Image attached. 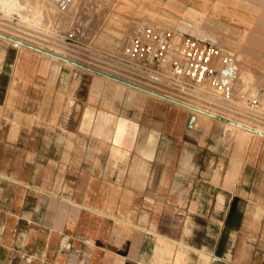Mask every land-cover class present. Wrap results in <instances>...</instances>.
<instances>
[{
  "label": "crops",
  "instance_id": "obj_1",
  "mask_svg": "<svg viewBox=\"0 0 264 264\" xmlns=\"http://www.w3.org/2000/svg\"><path fill=\"white\" fill-rule=\"evenodd\" d=\"M134 1L138 31L208 43L219 71L230 55L264 82V0ZM11 45L0 39V264H264V137L191 127L171 102Z\"/></svg>",
  "mask_w": 264,
  "mask_h": 264
},
{
  "label": "rangeland",
  "instance_id": "obj_2",
  "mask_svg": "<svg viewBox=\"0 0 264 264\" xmlns=\"http://www.w3.org/2000/svg\"><path fill=\"white\" fill-rule=\"evenodd\" d=\"M22 1L21 4L23 3ZM29 2L34 4L36 1L24 0V3L27 4H24V6L27 7L29 4L28 10L33 7V9L36 8L34 11L33 9L28 11L27 8L24 7L22 8L23 10L20 9V12L18 11L17 13L13 12L15 10L10 12L0 7V31L9 35L15 32L11 35L20 37L27 43L40 44L39 46L42 48L45 47L46 50H56L62 54V57L54 53L50 54L46 51H38L50 58L53 57L64 63L72 64L74 69L75 67L79 69L84 68L85 71L89 73L95 71L91 66L95 68L100 67L98 70L102 69L101 72L105 71L102 67L107 69L113 68L114 70L117 69L116 60L119 58V54L121 55V47L127 45L131 36L138 31L141 25L139 21H135V19L132 18L134 12L132 0L131 2L127 0H75L74 4L71 6L72 8L67 13L59 12L58 8H56L51 1L40 0L37 5L34 4L35 7ZM134 4H137V0L134 1ZM24 9H26L30 15L26 14L27 12ZM41 10L46 11L47 14H42L43 16H41ZM22 11L24 13L26 12V15H24V13L20 15L19 13H22ZM115 19H118L120 22L118 25L120 30L125 28L123 24L124 20L130 19L131 21V25L129 24V26L126 27L125 33H122V37L119 40L121 43L120 46H115V36L107 34V32L104 34L107 27L117 26L113 23ZM10 43L18 49L23 47V43L20 41H10ZM24 46L26 45L24 44ZM88 63L89 65L91 64L90 67L84 66V64ZM64 67L68 66L65 65ZM67 69L71 68L68 67ZM76 72L83 74L80 70ZM83 75L85 76V80L83 81L84 84H89V80L92 78L102 79V77H100L101 75L97 76L92 73L87 74L84 72ZM236 78L238 79L237 84L233 91L231 89L229 98L225 96V90L224 93L222 90L221 92L215 93L208 91L210 97H205L207 99H205V101L201 100V102H203L199 105L215 110V112L217 111L218 116L221 117V121H212L217 124L220 123L221 125H225L229 130H231V128L226 124L228 119H233L235 121L244 120L251 125L252 127L242 126L244 131L252 134V136H247L245 140H241V142H243L242 145L249 147L252 139L257 138L255 136L264 137V133H260L254 129V127L264 129V82L261 83V87L259 85L260 82H262L261 79L255 78L252 70L247 67L241 68ZM102 80L105 81L104 79ZM235 82L236 80L233 84ZM152 86L156 87L155 85ZM160 89L165 92L168 91L167 89ZM193 99L196 100L197 98ZM197 121L195 117H191L190 126L199 127L200 123ZM235 121H230V124L232 126L238 125Z\"/></svg>",
  "mask_w": 264,
  "mask_h": 264
},
{
  "label": "built area",
  "instance_id": "obj_3",
  "mask_svg": "<svg viewBox=\"0 0 264 264\" xmlns=\"http://www.w3.org/2000/svg\"><path fill=\"white\" fill-rule=\"evenodd\" d=\"M53 2L59 12L65 13L74 0ZM221 57L222 52L208 43L145 26L132 36L116 60V64L120 60L128 68L119 64L116 68L136 81L193 99L196 97L192 92L207 85L214 93L221 90L224 93L219 78L222 69L219 71L217 67Z\"/></svg>",
  "mask_w": 264,
  "mask_h": 264
},
{
  "label": "bare ground",
  "instance_id": "obj_4",
  "mask_svg": "<svg viewBox=\"0 0 264 264\" xmlns=\"http://www.w3.org/2000/svg\"><path fill=\"white\" fill-rule=\"evenodd\" d=\"M22 1V0H21ZM21 1L20 0H0V7L2 8V9H7V10H9L10 12L11 11H13V10H15V11H13V12H17L18 13V11L20 12V9H22V8H24L25 6H24V4L26 3H24V0L22 1L23 3L21 4ZM28 1V0H27ZM36 1V3H34V4H36L37 5V3H38V1L40 2V0H35ZM47 1H51L53 4H54V2H53V0H47ZM128 2H131V0H127ZM74 2H75V0H74ZM74 2L70 5V8H69V10L72 8L71 6L74 4ZM219 2V1H218ZM226 2V1H225ZM31 5L33 4L32 2H29ZM33 4V5H34ZM151 4H153V3H151ZM214 4H215V2H214ZM23 5V6H22ZM25 5H27V4H25ZM30 5V6H31ZM32 5V6H33ZM205 5V4H204ZM219 5V4H218ZM54 6H55V4H54ZM34 7H35V5H34ZM148 7V6H147ZM154 7H155V5H154ZM25 8H27V10H28V8H29V4H28V6L27 7H25ZM33 9V7H31L28 11H30V10H32ZM34 9H36V8H34ZM34 9H33V11H34ZM127 9V8H126ZM17 10V11H16ZM23 10V9H22ZM24 10H26V9H24ZM27 10H26V12H27ZM46 10V9H45ZM69 10L67 11V12H69ZM36 11V10H35ZM158 11V10H157ZM25 12V13H26ZM32 12V11H31ZM67 12H65V13H67ZM23 11H22V13H19L20 15H23ZM24 13V15H26V14H28L29 12H27L26 14ZM166 13V12H165ZM190 13H192L191 11H190ZM42 14H47L46 13V11H43V10H41L40 11V15L41 16H43ZM154 14V13H153ZM157 14V13H156ZM160 14V13H159ZM163 14V13H162ZM28 15H30V14H28ZM27 15V16H28ZM198 15V14H197ZM40 16V17H41ZM201 16V15H200ZM158 17V16H157ZM160 18V17H159ZM164 18H166V17H164ZM210 18V17H209ZM27 19V18H26ZM150 19H151V17H150ZM161 19H163V18H161ZM199 19V18H198ZM156 20V19H155ZM170 21V20H169ZM193 22H194V20H193ZM203 22V21H202ZM113 23L114 24H116L117 26L116 27H111V26H109V27H107L106 28V30H105V33L104 34H106V32H107V34H112L113 36H115L116 37V45L115 46H120L121 45V43H120V38L122 37V33H123V31L124 30H126V28H123L122 30H120V28H118V25L120 24V22H119V20L118 19H115V20H113ZM161 23H163V22H161ZM201 24V23H200ZM197 25V24H196ZM203 25V24H202ZM131 30V29H130ZM199 30V29H198ZM14 31V30H13ZM17 32V31H16ZM206 32H207V27H206ZM215 32V31H214ZM217 32V31H216ZM15 33V32H14ZM14 33H11V34H14ZM177 33V32H176ZM209 33V32H208ZM0 34L1 35H4L5 37H8V38H11V39H15V40H17V41H20L21 43H23V47L21 48V49H25V50H28V51H32V52H37L38 54H41V55H43V56H45V58L46 59H48L49 58V60H53V61H55V62H58L59 64L61 63V64H63V65H66V66H68V67H70V68H74L73 67V65L71 64H67V63H64V62H62V61H60V60H58V59H56V58H50L49 56H46V55H44V54H42V52H40V51H43V52H48V53H54V54H56V55H58V56H61L62 57V54L60 53V52H58V51H56V50H46L45 49V47H41V46H39V45H37L36 43V45L35 44H32V43H27L25 40H23V39H21L20 37H17V36H13V35H9V34H5V33H3L2 31H0ZM17 34V33H16ZM177 34H180V33H177ZM217 34V33H216ZM219 34V33H218ZM205 35V34H204ZM209 35H210V33H209ZM212 35V34H211ZM219 36V35H218ZM215 37V36H214ZM0 39L1 40H4V41H6L7 42V44L8 43H10V41L9 40H7V39H5V38H2V37H0ZM28 40V39H27ZM36 41V40H35ZM127 41V40H126ZM125 42V41H124ZM11 44V43H10ZM24 44L26 45V46H24ZM13 46V45H12ZM18 47H21V46H18ZM122 49H123V47H121ZM121 49V50H122ZM38 50H40V51H38ZM115 54V53H114ZM43 56H41V57H43ZM119 63V65H121L124 69H127L128 68V66H126L123 62H120V60L118 61ZM117 64V65H118ZM118 65V66H119ZM56 66V65H55ZM84 66H87V67H90L91 66V64L89 65V63L88 64H84ZM67 67V68H68ZM93 69H95V71L94 72H90V73H92V74H94V75H97V76H100V77H102L103 79H105L106 81H110V82H112V83H114V84H117V86H120V87H122V88H129L130 90H132V91H134V92H138V93H142V95H150V96H153V97H155V98H157V99H160V100H162V101H168V102H171V103H173L174 105H176L177 107H179L180 109H182V110H186V111H188V112H190L191 114H190V116L191 117H195V119L196 120H198L197 122L198 123H200L199 124V127L200 126H204L206 129H208V127L210 126V121H212V120H214V121H221L220 119H221V117L220 116H218V112L216 111L215 112V110H211V109H208V108H206V107H202V105L200 106L199 104H201L202 102H201V100H204L205 101V99H207V98H205V97H210V94L208 93V91L209 92H213L214 93V91L211 89V88H209L210 86L209 85H207V88L205 87V86H203L202 88H200V89H198V90H196V91H194V92H192V95L193 96H195L197 99L195 100V99H191V98H182V97H180V96H177V95H175L173 92L171 93V92H168V91H163V90H160V89H157V88H155V87H152V86H150V85H146V84H144V83H141V82H139V81H136V80H134V79H132L129 75H126L125 73H123V72H121V71H119V69H113V68H104V67H102L103 68V70H105L104 72L102 71L101 72V70H98V68L100 69V67H98V68H95V67H93V66H91ZM106 67V66H105ZM65 68V67H64ZM121 68V67H120ZM59 69V68H58ZM75 69H77V70H80V72L82 71L83 72V74H84V72H86L87 74H90L89 72H87V71H85V69L84 68H76L75 67ZM112 69V70H111ZM61 73V72H60ZM262 75H264V74H262ZM83 77V76H82ZM263 78H264V76H263ZM262 79V78H261ZM81 81V80H80ZM258 82H260V81H258ZM261 83H263V82H260V84L259 83H257V84H259L260 86H261ZM81 85V84H80ZM262 87V86H261ZM119 93V92H118ZM129 97V96H128ZM201 97H203V98H201ZM130 98V97H129ZM148 99V98H147ZM199 99V100H198ZM150 100V99H149ZM145 102V101H144ZM207 102V101H206ZM205 102V103H206ZM143 103V102H142ZM162 104H164L163 102H162ZM153 106H155V104L153 105ZM210 106V105H209ZM215 106V105H214ZM155 108V107H154ZM213 108V107H212ZM218 110V109H217ZM220 110V109H219ZM225 112V111H224ZM155 113V112H154ZM220 113V112H219ZM223 115H225V114H223ZM228 116H230V115H228ZM235 117V116H234ZM233 117V118H234ZM237 118V117H236ZM230 121H235V120H233V119H228L227 120V122H226V124L231 128V134H232V136H237V141L239 142V143H241V140L243 139V140H245L246 138H247V136H249V135H251L252 136V134H250V133H248L247 131H244V129L242 128V126L243 125H245V126H247V127H252L251 125H249L246 121H244V120H242V121H235L236 122V124H238V125H235V126H237V127H235V126H232L230 123ZM215 124V123H214ZM220 124V123H219ZM214 127V126H213ZM242 128V129H241ZM254 129L255 130H257L258 132H262V133H264V129H259V128H256V127H254ZM228 130V129H227ZM230 131V130H229ZM229 133V132H228ZM254 135V134H253ZM224 137V136H223ZM255 137H258V138H261V137H259V136H255ZM225 140H226V138H224ZM224 145V144H223ZM221 146V145H220ZM226 149V148H225ZM209 161L211 162V160L209 159ZM208 163V162H207ZM208 164H210V163H208ZM213 164V163H212ZM232 166V165H231ZM233 167V166H232ZM231 168V167H230ZM227 170H228V168H227ZM227 173H228V171H227ZM229 175V174H228ZM195 190V189H194ZM197 191V190H196ZM200 192V191H199ZM201 194V193H200ZM195 195V194H194ZM195 197V196H194ZM200 197V196H199ZM200 200H202V199H200ZM192 201H194V199L192 200ZM227 202V201H226ZM227 207V206H226ZM228 212V211H227ZM212 213V212H211ZM218 215V214H217ZM221 217H222V215H221ZM157 246V245H156ZM159 247V246H158ZM161 254V253H160ZM157 255V254H156ZM162 257V256H161ZM160 257V258H161ZM168 258V257H167ZM162 260V259H161ZM163 262H164V260H162ZM167 261V260H166ZM230 263V262H229ZM228 263V264H229ZM231 264V263H230Z\"/></svg>",
  "mask_w": 264,
  "mask_h": 264
},
{
  "label": "water",
  "instance_id": "obj_5",
  "mask_svg": "<svg viewBox=\"0 0 264 264\" xmlns=\"http://www.w3.org/2000/svg\"><path fill=\"white\" fill-rule=\"evenodd\" d=\"M0 37L5 38L11 42H17L15 39H11L8 37H5L3 35L0 34ZM225 61V65L222 68V71L220 73V88L224 87L225 88V96L226 97H230V92L233 86V82L237 79L236 75H237V67L235 65V60L228 55Z\"/></svg>",
  "mask_w": 264,
  "mask_h": 264
}]
</instances>
